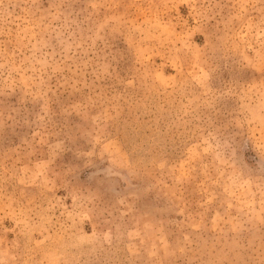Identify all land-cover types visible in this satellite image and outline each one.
<instances>
[{"label":"rangeland","instance_id":"obj_1","mask_svg":"<svg viewBox=\"0 0 264 264\" xmlns=\"http://www.w3.org/2000/svg\"><path fill=\"white\" fill-rule=\"evenodd\" d=\"M0 264H264V0H0Z\"/></svg>","mask_w":264,"mask_h":264}]
</instances>
